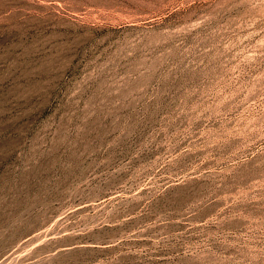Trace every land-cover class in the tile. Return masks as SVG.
I'll return each mask as SVG.
<instances>
[{"label": "rangeland", "instance_id": "374dc122", "mask_svg": "<svg viewBox=\"0 0 264 264\" xmlns=\"http://www.w3.org/2000/svg\"><path fill=\"white\" fill-rule=\"evenodd\" d=\"M0 264H264V0H0Z\"/></svg>", "mask_w": 264, "mask_h": 264}]
</instances>
